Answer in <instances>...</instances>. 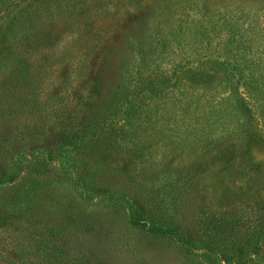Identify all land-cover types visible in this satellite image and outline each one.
Masks as SVG:
<instances>
[{"label": "rangeland", "instance_id": "374dc122", "mask_svg": "<svg viewBox=\"0 0 264 264\" xmlns=\"http://www.w3.org/2000/svg\"><path fill=\"white\" fill-rule=\"evenodd\" d=\"M20 169L0 264H264V0H0Z\"/></svg>", "mask_w": 264, "mask_h": 264}, {"label": "trees", "instance_id": "16d2710c", "mask_svg": "<svg viewBox=\"0 0 264 264\" xmlns=\"http://www.w3.org/2000/svg\"><path fill=\"white\" fill-rule=\"evenodd\" d=\"M210 1V0H209ZM7 80H5V83L4 81L2 83H4L2 86H1V90H4L5 88L10 91L11 88L14 87V85L9 82ZM6 90V91H7ZM19 101H16L15 103L11 104L13 105L19 112L21 113H26V112H37L39 113L40 112V109L38 108L39 107V104L35 105L31 99H27V100H24V101H21V99H19ZM38 106V107H37ZM23 116V115H22ZM22 145H23V142H21ZM20 144V143H19ZM22 169L18 170L17 172L15 171H10L8 172L9 175H4V177H2L0 183H10V182H15L17 179H19V173H22ZM153 231L157 230L155 227L154 229H152Z\"/></svg>", "mask_w": 264, "mask_h": 264}]
</instances>
